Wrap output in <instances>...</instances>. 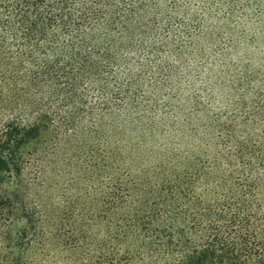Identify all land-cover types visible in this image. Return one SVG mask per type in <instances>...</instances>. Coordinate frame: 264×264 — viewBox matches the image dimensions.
I'll return each instance as SVG.
<instances>
[{
  "label": "rangeland",
  "instance_id": "1",
  "mask_svg": "<svg viewBox=\"0 0 264 264\" xmlns=\"http://www.w3.org/2000/svg\"><path fill=\"white\" fill-rule=\"evenodd\" d=\"M212 4L216 14L205 19L172 93L166 90L154 131L129 142L75 147L48 139L25 148L31 154L25 176L4 188L13 206L0 229L3 255L16 257L13 238L20 230L35 239L18 264H90L109 252L127 264H146L149 250L123 233L129 216L154 203L162 206L163 221H173L190 240L195 224L212 225L222 210L224 217L237 216L231 230L220 225L236 242L243 232L264 239V121L258 118L259 128L251 123L255 105H264V0ZM248 165L258 194L246 192ZM166 182L176 188L173 196L166 195Z\"/></svg>",
  "mask_w": 264,
  "mask_h": 264
},
{
  "label": "trees",
  "instance_id": "2",
  "mask_svg": "<svg viewBox=\"0 0 264 264\" xmlns=\"http://www.w3.org/2000/svg\"><path fill=\"white\" fill-rule=\"evenodd\" d=\"M213 1L0 0V229L13 206L4 188L25 176V158L31 156L26 147L48 139L75 147L105 145L154 131V117L165 113L166 90L172 93L175 74L204 35L205 19L216 14ZM255 110L251 123L259 128L264 105ZM254 171L249 165L242 169L248 194L259 193ZM164 185L173 196L176 188ZM178 197L183 199L180 191ZM161 207L154 203L126 221L131 225L125 239L139 237L149 250L146 264H264V239L243 232L236 242L221 228L226 222L231 230L237 216L224 217L222 210L212 225L198 222L190 240L173 221H163ZM23 232L14 233L15 259L2 254L0 239V264L26 258L35 234L26 239ZM127 262L109 252L90 264Z\"/></svg>",
  "mask_w": 264,
  "mask_h": 264
}]
</instances>
